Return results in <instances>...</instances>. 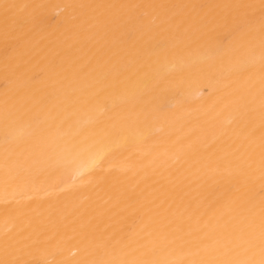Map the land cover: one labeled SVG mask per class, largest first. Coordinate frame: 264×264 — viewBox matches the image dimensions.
I'll use <instances>...</instances> for the list:
<instances>
[{"label":"bare ground","instance_id":"obj_1","mask_svg":"<svg viewBox=\"0 0 264 264\" xmlns=\"http://www.w3.org/2000/svg\"><path fill=\"white\" fill-rule=\"evenodd\" d=\"M0 264H264V0H0Z\"/></svg>","mask_w":264,"mask_h":264}]
</instances>
